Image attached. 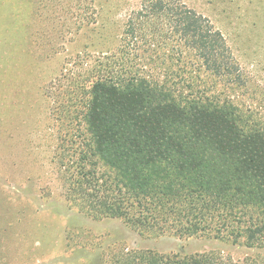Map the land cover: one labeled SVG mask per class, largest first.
I'll return each mask as SVG.
<instances>
[{"label": "trees", "instance_id": "16d2710c", "mask_svg": "<svg viewBox=\"0 0 264 264\" xmlns=\"http://www.w3.org/2000/svg\"><path fill=\"white\" fill-rule=\"evenodd\" d=\"M68 80L54 111L77 138L53 162L71 207L148 236L232 239L264 251V130L220 103L219 83L246 80L208 17L181 0H140L119 51ZM103 264L257 263L124 247L104 252Z\"/></svg>", "mask_w": 264, "mask_h": 264}, {"label": "rangeland", "instance_id": "374dc122", "mask_svg": "<svg viewBox=\"0 0 264 264\" xmlns=\"http://www.w3.org/2000/svg\"><path fill=\"white\" fill-rule=\"evenodd\" d=\"M181 1L222 31L243 71V86L218 84L220 103L264 130V0ZM74 2L0 0V264H103L104 252L124 247L165 255L215 251L264 264V251L243 241L148 236L121 219L86 216L65 200L53 158L77 132L57 118L53 99L74 73L119 51L140 5L86 0L78 11Z\"/></svg>", "mask_w": 264, "mask_h": 264}]
</instances>
